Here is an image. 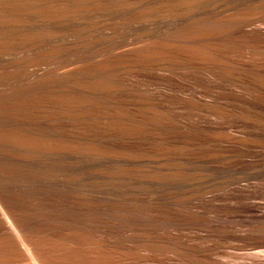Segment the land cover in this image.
<instances>
[{"label":"bare ground","instance_id":"bare-ground-1","mask_svg":"<svg viewBox=\"0 0 264 264\" xmlns=\"http://www.w3.org/2000/svg\"><path fill=\"white\" fill-rule=\"evenodd\" d=\"M0 133V264L115 259L130 214L148 225L146 205L166 204L107 183L143 181L121 155L171 146L241 167L264 148V0H0Z\"/></svg>","mask_w":264,"mask_h":264},{"label":"rangeland","instance_id":"rangeland-1","mask_svg":"<svg viewBox=\"0 0 264 264\" xmlns=\"http://www.w3.org/2000/svg\"><path fill=\"white\" fill-rule=\"evenodd\" d=\"M131 31L126 30L121 34L122 37L137 33L134 30L135 33ZM177 110L183 111L182 108ZM109 125L113 127L111 123ZM3 137L0 133V142ZM258 149L257 157L248 160L241 167L233 165L227 157L213 161L200 159L195 161L199 155H196L194 150L191 151L195 154L194 158L189 159L190 157L185 156L184 159L183 155L187 151L183 154L181 148L171 146L152 147L123 155L117 150L113 152L115 155L128 156L130 158H127L131 161L134 159V164L119 167L130 175L138 174L137 177L143 181L138 183L139 185L124 184L122 181L107 183H117L119 187L120 184L122 187L129 185L126 192L132 193L133 199L138 198L139 194L142 197L148 196L147 198L164 196L166 204L163 199L153 201L156 206L163 209L158 217H155L146 205L145 209L152 216L150 221L153 220L149 222L150 225L144 224L135 214H130L136 222L133 226H124L126 229L123 228V232L124 234L132 233L135 243L124 242V247L120 249L121 255L115 259H106L101 264H264V256L257 255V253L264 254V223L254 217L264 212V148ZM93 150L104 155L111 153L109 148L102 146H96ZM179 156L183 159L182 161ZM234 175L241 176L242 180L238 183L226 182ZM146 181L149 182V186ZM142 183L145 187H149V191L148 187L145 189ZM154 185L158 186L154 189ZM115 187L116 185L105 186L108 197H115L113 189ZM146 191L148 193L151 191L150 195ZM181 192L182 195L179 196ZM195 194L198 197H195ZM175 198H180L179 200L182 201L180 203L185 204L181 210L185 212V215L175 216L169 213V207L175 204L173 202ZM245 206H251L254 209L252 208L253 211L249 212L244 209ZM145 209L144 212H146ZM176 209H179V206L175 205L173 210ZM126 213L124 215L128 214ZM184 241L198 247H209L213 249L214 254L206 257L185 252L181 249Z\"/></svg>","mask_w":264,"mask_h":264}]
</instances>
